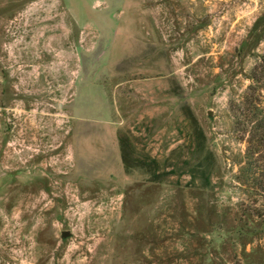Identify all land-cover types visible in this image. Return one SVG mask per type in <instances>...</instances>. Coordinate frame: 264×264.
Listing matches in <instances>:
<instances>
[{"label":"rangeland","instance_id":"obj_1","mask_svg":"<svg viewBox=\"0 0 264 264\" xmlns=\"http://www.w3.org/2000/svg\"><path fill=\"white\" fill-rule=\"evenodd\" d=\"M262 60L264 0H0V264H264Z\"/></svg>","mask_w":264,"mask_h":264},{"label":"trees","instance_id":"obj_2","mask_svg":"<svg viewBox=\"0 0 264 264\" xmlns=\"http://www.w3.org/2000/svg\"><path fill=\"white\" fill-rule=\"evenodd\" d=\"M258 65L259 67L251 75L252 84L248 86L246 92V95L251 93L256 102H247L248 96H246V102L234 109L233 115L236 131L246 135L245 174L249 175L250 178L254 176L255 184L264 189V106L260 107V103L264 101V94H262L264 93V61L262 60ZM188 118L192 122L193 128L198 131L199 127L196 120L191 114ZM125 142L127 139L124 140V145ZM127 152L128 148L126 152H123L122 158L125 161H128ZM194 171H196V176L197 172L201 176H208V169L201 163L197 165Z\"/></svg>","mask_w":264,"mask_h":264},{"label":"water","instance_id":"obj_3","mask_svg":"<svg viewBox=\"0 0 264 264\" xmlns=\"http://www.w3.org/2000/svg\"><path fill=\"white\" fill-rule=\"evenodd\" d=\"M211 111H209V114H210ZM71 235L70 231H62L61 232V237L62 238H67Z\"/></svg>","mask_w":264,"mask_h":264}]
</instances>
